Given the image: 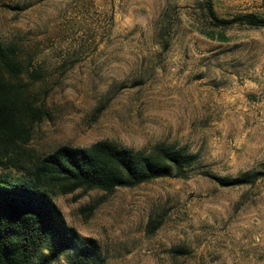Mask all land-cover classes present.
Segmentation results:
<instances>
[{
	"label": "rangeland",
	"instance_id": "1",
	"mask_svg": "<svg viewBox=\"0 0 264 264\" xmlns=\"http://www.w3.org/2000/svg\"><path fill=\"white\" fill-rule=\"evenodd\" d=\"M201 2L0 0L14 84L41 111L22 159L101 141L196 157L183 177L54 197L106 264H264V28L214 30ZM212 2L221 18L264 16L250 0ZM245 173L257 179H214Z\"/></svg>",
	"mask_w": 264,
	"mask_h": 264
},
{
	"label": "trees",
	"instance_id": "2",
	"mask_svg": "<svg viewBox=\"0 0 264 264\" xmlns=\"http://www.w3.org/2000/svg\"><path fill=\"white\" fill-rule=\"evenodd\" d=\"M214 30L232 26L264 28V16L219 17L212 0H202ZM210 39L224 41L219 33ZM15 48L0 43V264H106L100 247L69 227L54 197L77 190L111 193L161 178L183 177L196 157L182 149L157 146L132 150L101 141L88 148L61 146L51 153L21 155L30 126L41 111L28 104L14 84L21 65ZM257 174L214 178L220 185L251 184Z\"/></svg>",
	"mask_w": 264,
	"mask_h": 264
},
{
	"label": "crops",
	"instance_id": "3",
	"mask_svg": "<svg viewBox=\"0 0 264 264\" xmlns=\"http://www.w3.org/2000/svg\"><path fill=\"white\" fill-rule=\"evenodd\" d=\"M251 1V3H252V5H255V4H257V3H260V5H261V9H263L264 10V0H250ZM255 10H260V8H257V9H255Z\"/></svg>",
	"mask_w": 264,
	"mask_h": 264
}]
</instances>
